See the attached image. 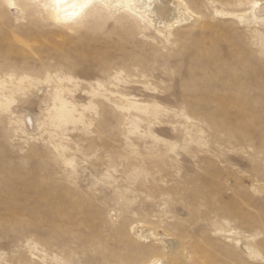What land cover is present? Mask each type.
Here are the masks:
<instances>
[{"label": "rangeland", "instance_id": "obj_1", "mask_svg": "<svg viewBox=\"0 0 264 264\" xmlns=\"http://www.w3.org/2000/svg\"><path fill=\"white\" fill-rule=\"evenodd\" d=\"M184 3L0 0V264H264V0Z\"/></svg>", "mask_w": 264, "mask_h": 264}, {"label": "bare ground", "instance_id": "obj_2", "mask_svg": "<svg viewBox=\"0 0 264 264\" xmlns=\"http://www.w3.org/2000/svg\"><path fill=\"white\" fill-rule=\"evenodd\" d=\"M51 1L55 4L57 9V16H56L57 24L71 26L75 22H77L92 6L100 5L103 8L106 7L114 10L113 12L123 9L129 19L135 21L140 26L144 25L148 28L155 30L156 33L158 34L157 36L164 37L167 41L171 39L173 32L172 30L174 27L183 24L187 25V23H190L191 21L197 19L196 14L193 12V10L190 9L189 4L184 3V0H51ZM261 9H263V6H261ZM255 21L258 20L248 18L246 19L245 22H248L250 24ZM140 238H146L144 232L141 233ZM135 244L137 247L142 246L140 244L139 246L137 242ZM171 245H168L166 247L171 249ZM142 249H146V248H142ZM151 264H164V261L161 258H157L155 260L153 259L151 261Z\"/></svg>", "mask_w": 264, "mask_h": 264}]
</instances>
